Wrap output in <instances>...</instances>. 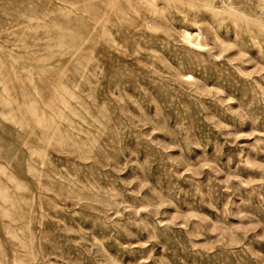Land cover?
<instances>
[{
	"label": "rangeland",
	"instance_id": "obj_1",
	"mask_svg": "<svg viewBox=\"0 0 264 264\" xmlns=\"http://www.w3.org/2000/svg\"><path fill=\"white\" fill-rule=\"evenodd\" d=\"M0 264H264V0H0Z\"/></svg>",
	"mask_w": 264,
	"mask_h": 264
},
{
	"label": "bare ground",
	"instance_id": "obj_2",
	"mask_svg": "<svg viewBox=\"0 0 264 264\" xmlns=\"http://www.w3.org/2000/svg\"><path fill=\"white\" fill-rule=\"evenodd\" d=\"M108 1H111V2H112V1H114V0H107V2H108ZM196 1H197V0H196ZM233 17L236 18V19H238V20H240V21H241V20H242V21H246V22L248 21V20L246 19V17H243L242 15L240 16L239 14H237V15H236V14L233 15ZM185 34H186V33H185ZM199 35H200V34H199ZM197 38H198V37H197ZM197 38H196V39H197ZM200 38H201V37H200ZM199 45H200V44H199ZM199 45H198V47H199ZM205 46H206V45H205Z\"/></svg>",
	"mask_w": 264,
	"mask_h": 264
}]
</instances>
